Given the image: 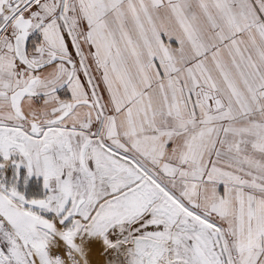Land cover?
Segmentation results:
<instances>
[{
  "label": "snow or ice",
  "instance_id": "obj_1",
  "mask_svg": "<svg viewBox=\"0 0 264 264\" xmlns=\"http://www.w3.org/2000/svg\"><path fill=\"white\" fill-rule=\"evenodd\" d=\"M0 264H264V0H0Z\"/></svg>",
  "mask_w": 264,
  "mask_h": 264
}]
</instances>
